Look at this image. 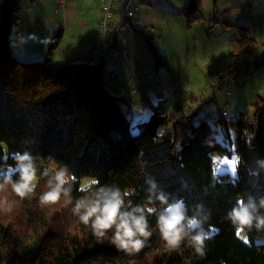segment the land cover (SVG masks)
<instances>
[{"label":"trees","instance_id":"obj_1","mask_svg":"<svg viewBox=\"0 0 264 264\" xmlns=\"http://www.w3.org/2000/svg\"><path fill=\"white\" fill-rule=\"evenodd\" d=\"M201 1L188 0L179 9L188 24L203 20ZM217 1L213 0L210 25L223 22ZM19 18V0L0 1V174L14 165L15 153L28 150L38 170L37 187L23 200L10 185L0 188V202L11 205L10 211L0 210V264H264V230H238L227 218L237 198L248 203L250 196L259 207L264 197V96L251 102V117L240 110L226 119L225 103L216 120L207 113L198 116L200 107L183 111L176 104L169 112L155 107L147 118L132 122L122 105L124 96L114 94L102 78L107 63L111 79L119 65L108 61L104 49L96 51L100 47L94 44L85 61L19 60L10 48V31ZM224 24L233 26L229 21ZM236 27L239 34L229 39V55L240 61V71L264 72L263 44L245 36L250 26ZM138 31L155 66L168 70L167 56L159 52L154 35L144 27ZM60 38L59 29L48 53ZM209 120L226 136L228 129L233 131L235 176L215 172L213 154L228 149L216 139ZM49 157L75 175L73 203L85 195L77 190L79 183L95 177L101 185L133 192L127 198L133 205L147 204L145 179L152 177L170 198L183 199L189 214L193 206L202 205L207 217L203 228L210 237L204 254H197L187 242L170 251L160 238L155 215L148 216L150 241L138 254L128 255L111 243V231L102 239L94 236L72 215L71 205L61 202L63 197L55 205H41L39 196L47 190L41 173L53 164ZM150 206L160 207L158 202Z\"/></svg>","mask_w":264,"mask_h":264},{"label":"rangeland","instance_id":"obj_2","mask_svg":"<svg viewBox=\"0 0 264 264\" xmlns=\"http://www.w3.org/2000/svg\"><path fill=\"white\" fill-rule=\"evenodd\" d=\"M159 1L160 11L149 6L145 8L143 4L142 6L139 4L140 10L138 13L144 31L148 34L152 31L157 34V38L154 37L153 42H157L159 52L167 56L169 70L162 66H155L152 59L148 63L149 70L153 74L158 71L166 76L171 74L175 83H177L176 88L181 90H184L187 84H190L192 92L196 94L203 90L207 91L205 99H203L204 101L198 110L199 116L208 113L207 111L210 110L209 112L216 120L221 114L218 109H221L222 105L227 102L226 119H233L240 110H244L251 117V102L258 95L264 96V72L262 70L248 71L247 73L243 70L240 71V61L232 59L229 55L228 42L230 38H234L239 34L236 25L245 23L250 25L245 36H254L256 41L263 44L262 48L264 49V38L262 37L264 34L260 35L264 32V7L258 4V1L262 0H218L217 9L224 13L219 15L218 18L223 22L212 25H210L209 19L213 17V0L201 1L199 12L203 20L190 24L187 23L182 14H179V9L188 0ZM223 2H226V4ZM83 3L89 5L88 0H84ZM53 4L56 6V2L53 1ZM226 8H229V10L224 11ZM143 11H146V13ZM224 21H229L233 26H227ZM95 24L97 25V18L92 16H88V26L86 28L76 22L69 23V30L63 40L59 41L60 43L49 54L48 59L52 62L79 61L80 59L76 56L85 49L84 45L90 38L91 27ZM254 28H257L256 31ZM97 29L98 26L95 30L97 31ZM95 30L92 34L96 33ZM138 32L137 30V36L140 37L143 44L147 45L144 37ZM84 38L87 41H84ZM70 52L75 54V57L73 59L67 57L66 61L65 57L68 53L71 54ZM229 65H231L230 72L225 70ZM232 80H235L237 84L230 89L229 86H226V90H229L228 94L227 91L225 92V86L223 88L215 87L219 83H230ZM224 92L226 95H224ZM178 94V92H175V95ZM213 94H215V101H208ZM188 100L191 101L190 97ZM125 113L130 118L129 113ZM214 120H209V125L216 139L225 144L228 149L225 153L213 154L215 172H227L231 176H235L238 156L232 141L233 131L228 129L229 136H226L224 130ZM135 132H138V130Z\"/></svg>","mask_w":264,"mask_h":264},{"label":"clouds","instance_id":"obj_3","mask_svg":"<svg viewBox=\"0 0 264 264\" xmlns=\"http://www.w3.org/2000/svg\"><path fill=\"white\" fill-rule=\"evenodd\" d=\"M14 165L0 174V188L10 185L12 192L21 200L31 197L37 187V166L32 153L28 150L13 155ZM49 159H53L49 157ZM264 166V165H262ZM47 178V190L39 196V203L51 206L63 197L65 207L71 205V213L79 222L90 228L98 239L112 232L111 243L118 251L128 255L138 254L147 245L152 236L149 230L148 216H156V226L160 238L170 251H177L185 242L197 254H204L205 241L210 237L203 224L207 217L203 215V206L195 205L190 209L183 199L170 198L152 177L145 179L147 204L133 205L129 198L134 193L122 191L118 186L101 185L98 178L92 177L79 183L78 191L85 195L73 203L72 190L76 183L75 175L67 165L53 164L45 167L41 173ZM17 176L18 179H13ZM237 198L227 213V218L238 229L255 228L264 230V197L259 207L250 196ZM158 202L160 207L150 205ZM0 210L10 211L7 200L0 202Z\"/></svg>","mask_w":264,"mask_h":264},{"label":"crops","instance_id":"obj_4","mask_svg":"<svg viewBox=\"0 0 264 264\" xmlns=\"http://www.w3.org/2000/svg\"><path fill=\"white\" fill-rule=\"evenodd\" d=\"M53 1L54 3L56 2V6L53 4ZM83 1L84 0H65L63 5H61L59 0H19L20 18L18 24L14 25L10 31V48L12 54L19 59L25 60H37L41 59V57L48 58L50 53H48L47 48L52 36L57 30H61V42L66 32L69 30V23L76 22L86 28L88 26V16L98 19L100 0H88L89 5L83 3ZM43 2H45V4H43ZM159 2V0H141L137 4L136 11V16L139 21H141L138 13L140 10L139 4H141V6L143 4L145 8L149 6L160 11ZM223 3L226 4V2ZM258 4L264 7L263 0L260 2L258 1ZM143 12L146 13V11ZM140 23L141 22H139L137 27L130 29L126 33L132 49L127 53L119 54L121 62L116 67L117 71L115 77L112 79L109 77L108 73L111 69L109 63L106 64V70L102 74V78L109 89L118 96H124L122 105L129 113L130 120L135 122L139 118L144 119L148 117L155 107L161 112L171 111L176 104H179V107L182 108L183 111L192 110L190 107H201V103L204 101L203 99H205L204 97L207 91L196 94L192 92L190 84H187L185 89L181 90L176 88L177 83H175L171 74L166 76L160 71L153 74L152 71L149 70L148 63L152 58L150 50L147 45L142 43L140 37L137 36L138 34H136L137 30L141 28L142 23ZM242 25L250 26L245 23ZM96 27V24L91 27L88 41L84 38V41H87L84 45L85 49L76 56L80 59L79 61L87 60L93 45L96 44L93 39L94 33L92 34ZM254 29L256 31L257 28ZM150 34L157 38V34L153 31ZM263 34L264 32L260 35L262 36ZM262 37L264 38V35ZM156 44L159 49L157 42ZM70 53L71 54L68 53L66 55V61L68 59L67 57H69V59L75 57V54L72 52ZM149 73H152L153 77L148 78ZM226 84L228 85V83H219L218 85L216 84L217 86L215 87L223 88L225 86L226 92ZM175 92L179 94L175 95ZM225 92L224 95H226ZM214 96L215 94L212 95V97ZM189 97L191 101L188 100ZM213 100L215 101V98ZM208 101L211 100L209 99ZM209 111H207V114H212ZM205 114L206 113L203 115Z\"/></svg>","mask_w":264,"mask_h":264},{"label":"built area","instance_id":"obj_5","mask_svg":"<svg viewBox=\"0 0 264 264\" xmlns=\"http://www.w3.org/2000/svg\"><path fill=\"white\" fill-rule=\"evenodd\" d=\"M63 5L65 0H59ZM141 0H100L99 15L97 19L98 29L93 35L96 45L99 46L96 51L104 49L107 53L108 61L113 65L121 62L120 53L129 52L132 47L127 38V31L139 25V19L136 16L137 4ZM152 73L148 74L151 78ZM236 81L232 80L227 86H236ZM229 93V90L226 92ZM228 103L223 106V114L226 113Z\"/></svg>","mask_w":264,"mask_h":264}]
</instances>
